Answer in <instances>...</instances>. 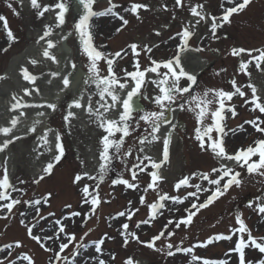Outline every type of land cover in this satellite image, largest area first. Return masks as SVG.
Segmentation results:
<instances>
[{
	"label": "rangeland",
	"instance_id": "1",
	"mask_svg": "<svg viewBox=\"0 0 264 264\" xmlns=\"http://www.w3.org/2000/svg\"><path fill=\"white\" fill-rule=\"evenodd\" d=\"M44 1L53 6L57 3V0ZM113 1L119 2V7L114 12L128 20V24L123 25L110 15L107 19L90 22V31L94 46L104 53L105 57L114 58L112 68L120 83L126 82L127 86L132 83V78L127 76L126 72L136 71L137 62H139L140 70L143 71L154 66L151 64L152 60L163 62L176 56L178 46L184 47L182 36L178 33H182L185 27H189L193 32V35L187 40V47L202 49L198 52L207 63L204 71L196 77V83L190 93L177 94L179 98L170 105L179 110L182 109V112L178 113V121H183L185 124V126L175 127L177 139L173 145H169L171 150L169 154L170 177L166 181L158 180L153 188H148V185L152 183L150 173L156 170L151 167L148 160H144L145 155H142L140 150L141 138L146 137L145 142L152 140L150 123L142 120L141 117L147 113L161 110L155 102V97L161 95L156 83H153L160 79L156 73H154V79L145 76V83L141 88L140 95L145 112L143 115L135 113L131 116L128 122L130 135L123 138L119 152L115 148L109 149V154L112 157L110 162L114 164L112 172H114L115 178L106 177L105 172L101 180L99 168L91 176L95 179H89V176L84 175V168H86V163L83 160L84 148L77 145L78 140L74 142L83 135L79 134L80 128L78 127L70 130L64 119L65 106L70 100L66 94L60 102L59 110H55L48 123V128L55 129L60 137L64 149L59 162L53 159L58 152L53 154L50 141L47 144L42 141L41 137L44 136V131L40 129L32 133L28 131L27 137L22 142L15 139L17 136H13L11 145L0 151V179L3 178L5 169L8 171V161L13 159L15 162L14 169H10L11 172L13 171L9 178L12 187L7 190L0 189V191H6L10 197L8 200H0V262L2 264H29V260L24 259L27 256L31 259L32 264H73V261L75 264H98L101 259L105 261V264H127L129 259H131V264H135L137 260L144 261L146 264H203L205 259L226 261V264H239V253L232 251L241 235L238 232L232 235V232L239 228L236 216H241L258 242H260L259 238L264 237V213H259L257 208V205L264 201V176L255 173L250 175L246 167L241 168L237 164L234 165L231 168L241 173L243 183L240 187L232 186L213 204L201 209L193 217L190 225L182 224L177 229L175 222L188 215L185 210L190 209L194 201L201 203L211 194L210 192H198L199 200H196L195 197L188 196V193L196 191L191 185L199 184L201 188H214V185L202 179L201 174L209 173L210 178L215 179L219 173H213L211 170L221 167L217 162L219 159L212 153L208 143L205 145L206 150H202L199 141L195 138V129L201 125L197 123L199 109L192 110L195 108L192 97H200L209 89L234 92L231 81L235 79L237 86L246 95L242 98L236 94L231 101L225 100L226 107L223 113L225 119L222 121V125L224 132L227 133L223 136L226 151L229 154H235L239 149H246L249 146L257 147L255 142L264 140V134L257 132L250 124L245 123V121L257 117L264 120V113L258 109L253 110L251 102L245 103V100L251 101L252 99L251 89L247 87L249 83L254 85L255 81L259 80L257 83L264 88V72L256 68L255 61L249 64L246 70L250 76L240 72V62L242 60L247 62L250 57L247 53H241L239 56L232 55L233 48H264V0H251V3L243 11L234 13L229 18L230 22L222 23L218 19L217 23H222V26L217 28L215 37L211 31V25H204L203 22L206 21L207 16H210V19L222 17L226 8L234 6V4L227 3V0H182L181 6L176 5V0ZM64 2L71 6L69 0H64ZM239 2L240 0H236V3ZM133 3L147 5V8L140 9L139 18H137V14L132 15L131 11H125V9H130ZM9 4L12 5L11 8L8 7ZM197 4L204 5L205 19L199 24L196 23L199 18L194 17L190 12V8ZM106 6L108 4L99 3L95 8L101 10ZM54 9L51 10L54 11ZM38 11L34 8L25 11L14 1L0 0V16L6 18L8 28L15 37V40L9 39L4 22L0 21V77H3L0 79V84L5 81L4 73L9 61L24 51L29 44V32L38 29L41 25L42 19L37 17ZM77 22L70 11L66 17V23L60 29L50 25L51 31L56 30L61 33L74 31V25ZM193 25L195 27H191ZM153 28L161 29L158 36L152 34ZM117 29L121 30L117 32ZM78 38H80L79 34ZM76 39L69 40L76 68L78 67L89 76L96 78L90 71L89 57ZM152 43H156V45L149 46ZM132 44L138 46L139 55L133 53L130 48ZM145 46H148L151 51H148ZM5 49L7 50L5 51ZM117 52L121 53L120 57H114ZM181 52L183 53V51ZM253 55H257V53L254 52ZM97 66L100 77L109 75L106 59L98 60ZM36 68H38L37 65L30 64L27 69L34 76L35 73L32 69L37 71V77L45 75V70ZM262 68H264V64H262ZM158 71L164 73L167 69L161 67ZM9 84L10 82H7V85ZM179 85L186 87L189 85V81L182 77ZM116 90L121 89L117 86ZM85 91L91 97L94 104L93 109H99L100 113L105 114L104 108L101 107L104 102L98 97V91H94L90 85L85 86ZM207 98L213 99V93L209 92ZM180 105H184V107L181 108ZM232 106L235 107V116L231 111H228V108ZM168 108L164 109V115ZM216 108H218V104L215 102L209 105L204 125H213L211 112ZM2 113L0 112V115ZM89 117L95 122V131H101L99 129L100 121L96 114ZM104 117L106 118V115ZM88 121L90 122V119ZM240 125H243V129L238 127ZM261 126L264 127V124ZM232 129H236V131H230ZM3 135L0 136L1 140L4 139ZM105 135L107 133L103 129V136ZM211 135L217 138L219 134L214 128ZM103 136H97L93 143L97 147L99 158L104 147ZM121 136L122 133L116 132L109 138L110 140H119ZM82 139L84 140V137ZM90 139L91 137H87L86 142L88 143ZM205 140L207 141L206 137ZM79 150L81 153L78 152ZM258 160L259 155H256L249 162H258ZM49 162L54 164L51 174L43 172L44 179L35 183L34 181L39 177L32 176L34 169H38L39 164H42L44 169ZM110 162L107 163V166ZM137 165L140 167L137 168ZM140 168L144 170L140 171ZM133 172L136 173L135 179L132 176ZM77 175H81L82 179L75 181ZM189 176L190 178H188ZM186 177L188 185L177 189L176 184ZM121 179L128 180L136 187L129 188L122 183H113V181ZM86 185L89 187V193L98 192L99 194L100 203L94 212L90 203L91 196L87 197L89 202L85 203L86 198L82 189ZM97 185H99L98 188ZM164 194H167L168 197H179L183 202H176L172 199L161 201L159 197ZM141 197L145 201L143 204L140 202ZM12 199L19 200L20 203L14 205L12 211L9 212L2 206L10 203ZM36 200H39L40 203H31ZM25 201L29 203H25ZM153 203L163 204L164 207L151 209L150 205ZM249 204L252 206L249 207ZM69 205L70 207H68ZM192 211L195 210L192 209ZM73 212H79L81 215L72 216ZM120 212H125V215L119 216ZM129 213H131V219H129ZM22 220L24 223H21ZM144 220H150V222L148 224L140 223ZM170 220L173 221L172 224L168 223ZM57 221L60 223L58 224ZM125 223L129 225L126 231L122 227ZM137 224L140 226L137 227ZM165 225H167L166 230ZM61 226L65 229L64 233L59 232ZM29 227L33 228V235L41 237L40 243L28 235ZM161 231H164L161 239L155 241L153 248L147 247V242H150ZM169 232L173 235L169 236ZM86 233L87 235H85ZM131 233H135L139 237V241L145 243L137 241L130 235ZM66 234H74L75 240L69 243ZM219 234L232 235V239L214 240L207 246H201L209 237ZM46 237H52V239H45ZM125 238L128 240L126 245ZM101 239L104 243L100 246L101 252L97 253L95 242ZM244 239L247 241V234H244ZM17 241L20 242L19 247L16 245ZM61 243H69V247L60 252V258L57 259L56 253L60 251ZM168 244H172L173 247L169 249ZM81 245L85 247L82 248ZM177 247L192 248V252H177ZM87 248L88 250H86ZM168 251L175 254L168 256ZM244 251L246 264H258L261 259H264V253H260L250 244ZM75 253L78 255H74ZM193 256L199 259L193 260ZM53 260L56 262L53 263Z\"/></svg>",
	"mask_w": 264,
	"mask_h": 264
},
{
	"label": "snow or ice",
	"instance_id": "2",
	"mask_svg": "<svg viewBox=\"0 0 264 264\" xmlns=\"http://www.w3.org/2000/svg\"><path fill=\"white\" fill-rule=\"evenodd\" d=\"M80 4L84 7L85 12L84 14L79 18V22L75 23L74 25V31L76 33L79 34L80 37V41L81 44L84 48L85 53L87 54V56L89 57L90 61H91V66H90V71H92L96 77V83H97V87L100 89L99 92V96L101 101H104L105 96L111 97V103H108L107 101H105L103 104H101V107L104 108L105 112L109 111L110 109H114L117 106V102L120 103V106L122 107L123 111L119 114V119H107L104 117L103 113L99 112V109H93L91 103L89 102L88 107H87V111L89 113V115L92 114H96L97 119L100 121V127L104 129V131L107 133V135L102 137V143L104 145L103 147V151L100 153V159L101 161H104V163L100 164L99 167V172H100V179H103V174L107 171V163L110 162V160L112 159V157L109 154V149L110 148H115L117 152H119V150L122 147L123 144V138L130 135V129H129V124L128 122L131 119V115H132V101L133 98L136 97L137 95L141 94V88L143 86V84L145 83V74L147 72H151V73H156L160 79L157 81H153V83H156L159 92L161 93V95H157L155 97V102L156 104L159 106V108L161 109L160 111H156V112H150L147 113L146 115L142 116L141 119L149 122L150 126L152 128V140H157L159 139L158 136H156L155 134L158 133L160 131V127L162 123H169L171 124V121H166L165 120V115H164V109L168 108L172 103H174L179 96L177 94H184V93H190L191 90V86L194 85L196 83L197 78L195 77V75L189 74L187 71H185L183 65L181 64V60H180V53L181 51H187L188 47H187V40L193 35V32L190 30L189 27H185L182 31V33H178V35L182 36V42L184 44L183 48H180V46H178V51L176 56H174L172 59L167 60V61H163V62H158L155 60L151 61V64L154 65L150 68H146L143 71L140 70V66H139V62H137V64L135 65L136 67V71L133 72H126V75L131 77L132 80L134 81V86L132 87V89L130 91L127 92L126 98L121 100V97L118 95L117 93V86L119 87V89L123 90L127 87V83H120L119 79L116 77V74L113 71L112 65L114 63V58H107L105 57L104 53H102L101 51H99L93 44V37L90 31V20L93 17H97V16H104V15H119L118 13L114 12L113 9L116 7V5L112 4L111 0H109L110 3V7L108 9H106L105 11L102 12H97L94 11L92 8V5L94 3V0H79ZM31 6L34 9H38V15L39 16H43L45 12L49 11L50 9L56 8L59 9V12L56 13V20H57V27L64 25L66 23L65 20V13L67 11V6L66 3L64 2V0H59V2H57L54 6L53 5H45L43 6V8H41V4L38 2V0H30ZM227 3L229 4H234V6L232 7H228L224 10V14L222 17L217 18V17H212V23H211V31L213 33V36L215 37L216 34V30L218 27L222 26V23H227L230 22V17L234 14L237 13L239 11H243L250 3L251 0H240L239 3H236V0H227ZM176 5L177 6H181L182 5V0H176ZM8 7H12L11 4L8 5ZM223 7V5H222ZM141 8H147V5L144 4H139V3H133L131 5L130 9H125V11H131L133 14H137V18H139L138 16V10ZM203 8L204 5L202 4H197L193 7L190 8V12L194 17H198L199 19H197L196 23L199 24L200 21L205 19V15L203 13ZM198 9H200L198 11ZM13 11L15 12V9H13ZM119 18L122 20V24L123 25H127L128 24V20L124 19L123 16H119ZM221 20L222 23L218 24L217 20ZM0 21L4 22V28L7 31V35L9 37V39L11 40H15V37L13 35V33L11 32V30L8 28L7 25V20L5 17L0 16ZM191 27H195V25L191 26ZM46 31L44 32V34L40 37V40H44L46 37H49L52 32H51V26H46ZM121 29H117V32H119ZM39 41H37L38 43ZM55 47V44L51 41V40H47V48L44 50L43 52V56L46 58H49L51 60H53L55 62L56 57L50 53L49 49H52ZM137 45L136 44H132L130 45V48L132 49L133 53L136 55H139V53L137 52ZM145 48L148 51H151L150 48H148V46H145ZM7 49H5L6 51ZM195 51H202V49H195ZM257 53V55H253V53ZM241 53H247L248 56L250 57V59L245 62V61H241L239 64V71L245 73L246 75L250 76V73H248L246 70L249 66V64H251L253 61H255V66L258 70L264 72V68H262V64H264V48H258V49H244V48H233L232 49V55L233 56H239ZM121 53L117 52L114 54V57H120ZM101 59H106L107 64H108V76L105 77H100L99 76V69L97 66V61L101 60ZM31 64L36 65L38 62L36 60H31L30 61ZM73 67H75V65L73 64ZM163 67L164 69H167L166 72L164 73H160L158 70ZM126 71V70H125ZM21 74L23 76V78L26 81H29L32 84H35V81L37 79L36 76L31 75L28 71L27 68H22L21 69ZM53 75H58V73H53ZM184 77L187 78V80L190 82V84L186 87H181L179 85V81L180 79ZM3 77H0V79H2ZM64 87H68L69 86V79L67 76H65L63 78L62 81ZM231 84L234 88V92L232 91H225L223 89H209L206 90L202 96L200 97H192V101L195 104V108L192 109L193 111H195V109H199V111L197 112V123L199 125H201V127H197L195 129V138L197 141H199V146L202 150H206L205 145L206 143H208V147L211 149L212 153L220 158V159H226V160H231L234 161L237 165H239V167L247 168V172L251 175V174H258L261 176H264V140H258L255 142V144L257 145V147H252L249 146L246 149H239L235 154H229L226 151V148L224 146V141H223V136L226 135L227 133L224 132V127L222 125V121L225 119V116L223 115L224 111H225V100L231 101L233 96L236 94H239L240 97H244L246 94L245 92H243L241 90L240 87L237 86V82L235 79H233L231 81ZM247 87H249L251 89V93H252V99L251 101L245 100V103H249L251 102L253 104V110L258 109L261 113H264V102H261V98L257 96V88L252 85L251 83H249L247 85ZM37 93H39V89L35 88L34 89ZM25 95H31V91L27 88L24 89ZM209 92L213 93V99H208V95ZM13 99H15V97H13ZM217 103L218 104V108H216L214 111L211 112V117L213 120V125L212 126H208V125H204V118L207 116L208 111H209V105L213 104V103ZM19 107H32L34 105H28V104H21V103H17V104H13L12 105V110H16ZM37 107H43L44 105H35ZM48 108L55 110L56 105L54 103H48L46 105ZM70 107H75V108H82L84 107V105L80 102V100H76L73 102L72 105H70ZM181 108L184 107V105H180ZM228 111L232 112V115L235 116L236 112H235V107H229ZM21 116L24 115L23 112L20 113ZM39 116H43L44 113H38ZM70 117H74V113L72 111H69L67 113V115L64 117L65 121H68ZM19 122V117H13L10 121V127H0V133H3L5 135L9 134L12 132V130L17 126ZM39 123V120L35 121L32 128L30 129V131H35V124ZM246 124H250L257 132H260L262 134H264V127H262L261 125L264 124V120H260L259 117L250 120V121H245ZM172 127L174 128L175 126L172 125ZM240 129H243V125L238 126ZM215 128L216 132L219 134L217 138H214L211 133L213 132V129ZM51 131L50 129H47L44 133V136L41 137V139L43 140V142L45 144L48 143L47 140V132ZM230 131L235 132L236 129H232ZM116 132H120L122 133V136L120 137L119 140H110V136H113ZM205 137H207V141L205 140ZM15 139H20V137H15ZM147 138H141V143H144L145 140ZM56 140L59 141L60 137L57 135L56 136ZM171 141V132L168 133V135L163 139V159L160 162H156L153 161L151 157L145 156L144 160H148L151 164V167L153 169H155L156 171H153L150 173L151 177H152V183H150L148 185V188H153L154 184L156 181H158L159 179H162V177L159 176V172L158 170L161 168V166L168 162L169 160V144ZM12 140H5L3 142L2 145H0V151H3L4 149H6L8 147V145L10 143H12ZM149 143L151 141H148ZM56 148L58 150V154L54 156V161L59 162L64 149L62 147V145L58 142L56 144ZM141 151H143V149H141ZM130 154V153H129ZM259 155V160L254 161V162H249L251 160V158L253 156ZM137 168H139L140 166L137 165ZM54 168V164L52 162H49L46 166V168L43 169V172L46 174H51L52 169ZM143 168H140V171H143ZM213 173H219V175L217 176V178L215 179H211L209 176V173H202L201 177L203 180L208 181L209 184L214 185V188L211 189H207V188H201V186L199 184L196 185H191V187H194L196 189L195 192H190L188 193V196L191 197H195L196 200H199V197L197 196L198 192H210L211 194L207 196V198L201 202V203H197V202H193L191 204V208L190 209H186L185 211L188 213V215L186 217H182L180 218L178 221L175 222V227L178 229L181 227V225H185L188 226L192 223L193 221V217H195L197 215V213L204 208H207L209 205L213 204L216 200H218L221 196H223L224 194H226L228 192V190L232 187V186H236V187H240L243 183L242 181V177H241V173L239 171H235L233 168L228 167L227 165L222 164L221 167L219 169L217 168H213L211 170ZM85 176H88V173L85 172L84 173ZM133 179L136 178V173L133 172L132 173ZM44 176L41 175L39 177V179L35 180V183H39L40 180H43ZM82 179L81 175H77L75 177V181H79ZM89 179H95V177H91L89 176ZM113 183H122L124 185H126L129 188H134L136 187L135 184L130 183L128 180H116L113 181ZM181 185H188V178H184L182 180H180L177 184H176V188L179 189L181 187ZM12 186L9 183V178L7 175V170L5 169L3 178L0 179V189H4L7 190L9 188H11ZM99 187V185H97V188ZM15 190V189H13ZM82 192L85 194V203H88V199L87 197L91 196V205H92V210L93 212L95 211L96 206H98V204L100 203V200L98 198L99 194L97 193H89V187L86 185L84 186V188L82 189ZM49 196L51 194H48ZM10 199V197L7 195L6 191H0V200H8ZM159 199L161 201L165 200V199H172L176 202H180L182 203L183 201L180 200L179 197H168L167 194L161 195L159 197ZM185 199H187V197H185ZM142 204L145 202L144 198L141 197V201ZM20 203L19 200L16 199H12L10 203L4 204L2 207L6 208L9 212L12 211V208L14 205ZM25 203H29L28 201H25ZM31 203L34 204H39L40 201L36 200V201H32ZM252 205L249 204V207H251ZM70 207V205L68 206ZM157 207L159 208H163L164 205L160 204L157 205L155 203L150 205L151 209H157ZM258 211L259 213H264V201H261V203H259L257 205ZM192 209H194L195 211H192ZM38 211V210H37ZM51 215V214H50ZM72 216H79L81 215L79 212H73L71 213ZM119 216H124L125 212H120L118 213ZM151 218V216H150ZM129 219H131V213H129ZM150 222V220H144L141 221L140 223L143 224H148ZM236 222L239 225L238 229H235L232 232V235H235L237 232L240 233V239L238 240V242L235 245V248L232 251H235L237 253H239V264H246V260H245V251L244 249L246 247L249 246V244L255 248L258 249L260 253H264V237L259 238L260 242H258V239L256 237H253L251 234V231L249 230V228L246 226L244 220L241 218L240 215L236 216ZM21 223H24L23 220L21 221ZM57 223L59 224L60 222L57 221ZM169 224H172L173 221H169ZM140 224H137V227H139ZM35 227V226H33ZM123 229L126 231L129 227V225L127 223H125L123 226ZM167 229V225H165V230ZM28 231V235L35 241H37V243H40L41 241V237L38 235H33V228L29 227L27 229ZM65 229L63 226H61L59 228V232L60 233H64ZM244 234H247V241H245L244 239ZM87 235V233L85 234ZM130 235H132L137 241H139V237L135 235V233H131ZM164 235V231H161L160 234H158L157 236H154L152 238V240L150 242H147V247L149 248H153L154 247V243L155 241H158L161 239V237ZM169 236L173 235V233L169 232L168 233ZM232 235H223V234H219L216 235L214 237H209L208 240L206 242H204L201 246H207L208 244L213 243L214 240L218 241V240H231L232 239ZM58 236V233H57ZM66 237L69 241V243H71L73 240H75V235L74 234H66ZM45 239H52V237H46ZM140 243H145L143 241H139ZM69 243H61L60 244V251L56 253V258L59 259L60 258V252H63L65 249H67L69 247ZM104 243V241L101 239L98 242H95V251L97 253L101 252V245ZM125 245L128 243L127 238H125L124 241ZM17 247L20 246V242L17 241L16 242ZM41 246L43 247V244H41ZM81 247H85L84 245H81ZM167 247L169 249H171L173 247L172 244H168ZM47 251H50L51 249H45ZM177 252H185V253H190L192 252V248H180L177 247L176 248ZM175 253L172 251H168L167 255L168 256H172ZM74 255H78V253H75ZM24 259L29 260V264H32L31 259L27 256L24 257ZM65 259H67L65 257ZM199 259L198 257L193 256V260ZM0 264H2V262H0ZM73 264H75V262L73 261ZM98 264H105V261L103 259L98 261ZM127 264H131V259H129V261L127 262ZM203 264H226V261H211V260H207L205 259L203 261ZM258 264H264V259H261Z\"/></svg>",
	"mask_w": 264,
	"mask_h": 264
},
{
	"label": "bare ground",
	"instance_id": "3",
	"mask_svg": "<svg viewBox=\"0 0 264 264\" xmlns=\"http://www.w3.org/2000/svg\"><path fill=\"white\" fill-rule=\"evenodd\" d=\"M19 2L23 8L28 11L32 8L30 0H16ZM94 2H102V0H94ZM59 9H57L58 12ZM49 12L46 17L47 20H44L43 25L40 27L39 30H36L35 33H31V35L28 37L30 42L35 41L32 43V45L28 46L26 50L23 52L22 55L15 56L10 64L8 65L4 79L5 81L0 86V112L2 113L0 115V127H10V121L13 117H19V122L17 126L12 130L11 133L7 135H3V133H0V136H4V139H0V145L3 144L5 140H11L13 139V136L20 137V141L22 142L25 137H27V132L32 133L33 131H30L35 121L39 120V123L35 124V131L39 129L41 126L44 133L47 130V124L52 116V110L48 108L46 105L48 103H54L56 106L61 102L62 99L65 98L66 94L70 97V100L68 101L66 107H65V116L69 111H72L74 113V117H70L67 121V124L72 130L74 127L80 128V133H82L84 140L81 138H78L74 140L76 142L77 140L79 143L77 145H80V147L84 148L83 153V160L86 163L85 172L91 174L94 168H96L97 161L100 160L97 156V147L93 144L94 139H96L97 136L102 135L103 136V128L99 126L100 131H95V122L91 119V115H89L87 111V107L89 102L94 107V104L92 103L91 97L87 94L85 91V86L90 85L94 91L100 92V89L97 87V83L95 80H87L86 82H80V83H73L70 84L68 87H64L62 81L65 76L68 77L69 81L71 80L75 67H73V60L71 57V54H66L64 51L61 50V44L63 41V35L59 34V32L52 33L49 37H46L44 40H42L40 43L36 40H40V37L43 35V28H45L44 24L45 21H48L47 25L52 24L56 27L57 20H56V13ZM47 40H51L55 47L52 49H49L50 53H52L56 60L55 62L49 58H46L43 56L44 50L47 48ZM2 43V42H1ZM1 46V45H0ZM183 61L181 60V64L183 65L185 71H187L189 74L197 75L203 68L206 66V61L203 60L199 53L189 50L186 51L182 56ZM31 60H36L38 63L36 64L38 68L45 70V75L38 76L35 84L30 83L29 81H26L22 74L21 69L22 68H28ZM32 71L36 74V70L32 69ZM53 73H58V75H53ZM150 78L152 76L148 75ZM259 80H256L254 83V86L257 88V95L261 99L264 98V88L257 83ZM7 82H10L9 85H7ZM71 82V81H70ZM134 85H129L123 90H117L118 95L121 97V100L126 98L127 92L132 89ZM27 88L31 91V95H25L24 89ZM38 88L39 93H37L34 89ZM13 89V91H11ZM15 97V99H13ZM98 97H100L98 95ZM80 100V102L84 105L82 108H75L70 107V105L73 104L74 101ZM100 101V100H99ZM107 101L108 103H111V97L105 96L104 101ZM28 104V105H34L32 107H19L16 110H12V105L17 104ZM35 105H44L43 107H37ZM98 105V103H97ZM123 111L122 107L120 106V103L117 102V106L114 109H110L108 112L103 111L106 115L107 119H119V114ZM23 112L24 115L21 116L20 113ZM38 113H44L43 116H39ZM9 114V115H8ZM8 115V116H7ZM22 117V118H21ZM178 117V111L175 109L171 113V124H161L160 131L156 133L155 135L159 137L157 140H151V142H157L155 146H152L151 144L146 143H140V150L143 149L142 154L151 156L154 161L160 162V151L161 146L163 144V139L168 135L169 132H171V145L175 142L176 138L174 137L173 127L175 121ZM88 119H90V122H88ZM30 120V124H29ZM93 123V124H92ZM100 125V124H99ZM40 127V128H41ZM18 128V129H17ZM18 130V132H17ZM23 131V133H21ZM17 132V133H16ZM20 133V134H19ZM75 133V132H74ZM77 135V133H75ZM87 137H93L91 140L87 141ZM175 138V139H174ZM47 140L50 143H54V146L52 147L53 153L55 154L57 150L56 144L59 142L56 140V133L51 130L47 132ZM83 140V141H80ZM43 141V140H42ZM11 145V143L9 144ZM160 148V151H159ZM78 152L81 153V150ZM1 156V155H0ZM36 159L34 160V162ZM229 166V164H225ZM233 164H230L232 166ZM92 166V168H91ZM15 162L13 159L11 161H8V171L9 177L12 176L13 171L11 172L10 169H14ZM39 167H42V164H39ZM90 167V169H89ZM159 176L162 177L163 180L167 179V176L169 174V170L165 169L163 166L158 170ZM32 176H38V175H32Z\"/></svg>",
	"mask_w": 264,
	"mask_h": 264
}]
</instances>
